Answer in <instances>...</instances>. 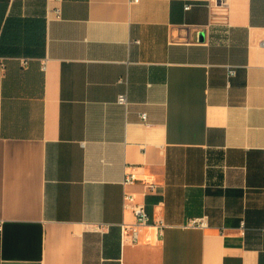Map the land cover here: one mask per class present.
Masks as SVG:
<instances>
[{"label": "crops", "instance_id": "0c3cea01", "mask_svg": "<svg viewBox=\"0 0 264 264\" xmlns=\"http://www.w3.org/2000/svg\"><path fill=\"white\" fill-rule=\"evenodd\" d=\"M263 30L264 0H0V264H264Z\"/></svg>", "mask_w": 264, "mask_h": 264}, {"label": "built area", "instance_id": "2783aa9c", "mask_svg": "<svg viewBox=\"0 0 264 264\" xmlns=\"http://www.w3.org/2000/svg\"><path fill=\"white\" fill-rule=\"evenodd\" d=\"M138 1V0H134ZM223 3H226L227 0H220ZM186 8H190V6H186ZM57 12V17H61V11L58 8L56 10ZM262 45L264 46V30H263V39L261 41ZM22 65L27 66L28 65V60L23 59L22 60ZM43 68H46V62L43 63ZM234 69H230L229 74L233 75L234 74ZM119 103L121 104H127V97L126 95L122 94L119 96ZM142 119L147 120V114L143 113L142 114ZM137 180V177L135 174H127L124 177L123 183L125 185H131L134 184ZM148 188L151 190H155L157 188L156 184H149ZM124 205L125 209H130L131 212L133 213L135 217V222L133 224H123L122 225V230L123 234L128 236V238L131 240L133 244H136L139 242V237H140V231L142 227L150 226L153 225L158 229V232L160 235H163L165 232V229L168 227V224L163 220V219H158L154 220L153 222L151 221L150 215L148 214L146 207L143 203L137 202L136 198L133 194L130 193H125L124 194ZM242 227H244V222L241 223ZM209 226V221L207 216H202V217H197L190 219L187 224L183 225L184 228H200V229H205ZM95 230H101L102 226H95Z\"/></svg>", "mask_w": 264, "mask_h": 264}]
</instances>
